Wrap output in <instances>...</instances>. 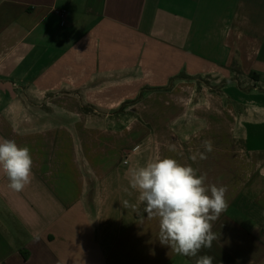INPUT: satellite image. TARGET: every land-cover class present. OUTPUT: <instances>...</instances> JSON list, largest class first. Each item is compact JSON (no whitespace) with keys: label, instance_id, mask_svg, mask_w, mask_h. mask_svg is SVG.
I'll return each mask as SVG.
<instances>
[{"label":"crops","instance_id":"obj_1","mask_svg":"<svg viewBox=\"0 0 264 264\" xmlns=\"http://www.w3.org/2000/svg\"><path fill=\"white\" fill-rule=\"evenodd\" d=\"M2 139L33 164L19 193L0 170V264H195L130 187L164 157L227 189L198 255L264 264V0H0Z\"/></svg>","mask_w":264,"mask_h":264},{"label":"clouds","instance_id":"obj_2","mask_svg":"<svg viewBox=\"0 0 264 264\" xmlns=\"http://www.w3.org/2000/svg\"><path fill=\"white\" fill-rule=\"evenodd\" d=\"M205 152L213 150L210 140L202 143ZM204 153L197 151L191 159ZM32 157L27 146L14 140H0V170L9 183L8 188L21 192L32 177ZM197 169L183 165L171 157L158 158L131 171L130 187L138 193L149 219L159 222L158 239L176 254L195 257V264H213L214 257L198 255L210 249L217 239L212 222L226 211L228 201L225 186L205 184L206 177Z\"/></svg>","mask_w":264,"mask_h":264},{"label":"rangeland","instance_id":"obj_3","mask_svg":"<svg viewBox=\"0 0 264 264\" xmlns=\"http://www.w3.org/2000/svg\"><path fill=\"white\" fill-rule=\"evenodd\" d=\"M215 79H212V78H203V79H200V82H202V85L203 87L205 88H208L210 90H207V92L211 93L212 92H218V89H217V86H220V84H217V83H214ZM192 83H194V90L198 92V89H199V85H200V82H198V77L197 78H194L192 81ZM173 82H171L170 84H167L166 87L164 88V90H155V91H169L171 88H173V85L175 84H172ZM176 83V81H175ZM148 90V88H143L142 90H140V93L139 95L137 96V98L135 100L132 101V104H136L138 102H144V94L146 93L145 91ZM193 90V92H194ZM184 92H189V91H184ZM192 92V91H190ZM194 98L195 96H193L191 98L190 101L188 100H185V99H182V101L180 102H177L179 104V106L183 107V108H193L196 104H198V101H194ZM141 102V103H142ZM91 109H95L93 106H89V105H85ZM130 102H127L125 103L122 107H120V112L122 110V113L120 114V117H114V119H120L123 123L128 119V113L124 112L123 110H126L130 107ZM118 108V107H117ZM125 116H128L127 118ZM100 119V118H99ZM109 120V119H108ZM111 120V119H110Z\"/></svg>","mask_w":264,"mask_h":264},{"label":"built area","instance_id":"obj_4","mask_svg":"<svg viewBox=\"0 0 264 264\" xmlns=\"http://www.w3.org/2000/svg\"><path fill=\"white\" fill-rule=\"evenodd\" d=\"M58 15H59L60 18H62L63 15H64V12H60ZM124 164H126V163L124 162Z\"/></svg>","mask_w":264,"mask_h":264},{"label":"trees","instance_id":"obj_5","mask_svg":"<svg viewBox=\"0 0 264 264\" xmlns=\"http://www.w3.org/2000/svg\"><path fill=\"white\" fill-rule=\"evenodd\" d=\"M177 79H182V78H184V77H182V76H178V77H176ZM127 103V102H126ZM130 104H132V101L130 102Z\"/></svg>","mask_w":264,"mask_h":264}]
</instances>
